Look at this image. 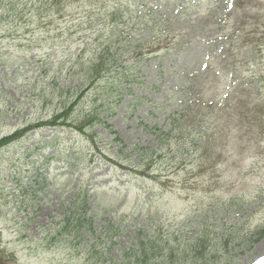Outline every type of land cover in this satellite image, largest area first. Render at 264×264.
<instances>
[{
    "label": "rangeland",
    "instance_id": "374dc122",
    "mask_svg": "<svg viewBox=\"0 0 264 264\" xmlns=\"http://www.w3.org/2000/svg\"><path fill=\"white\" fill-rule=\"evenodd\" d=\"M37 1L26 0L28 8L19 6L12 17L41 1L43 13L49 0ZM224 2L198 0L194 8L193 0H73L74 14L40 33L18 20L0 22V139L58 109L64 93L56 97L51 86L78 82L85 69L79 62L88 60L78 51L88 53L112 34L118 46L141 47L117 51L129 77L102 112L130 164L117 145L97 140L104 159L69 131L39 130L0 150V264H122L121 248L148 239L153 225L154 236L170 240L171 233L178 241L202 229L209 245L198 243L208 246L201 264L264 260V29H241L225 43L213 17L226 20ZM117 5L119 22L108 16ZM229 21L222 23L228 31L235 20ZM62 24L67 32L58 30ZM98 87L104 92L105 83ZM146 148L156 158L150 176L140 177L128 169ZM69 152H79L73 168L62 159ZM76 184V194H89L96 240L87 232L65 239L57 230ZM225 233L231 239L219 241Z\"/></svg>",
    "mask_w": 264,
    "mask_h": 264
},
{
    "label": "trees",
    "instance_id": "16d2710c",
    "mask_svg": "<svg viewBox=\"0 0 264 264\" xmlns=\"http://www.w3.org/2000/svg\"><path fill=\"white\" fill-rule=\"evenodd\" d=\"M40 1V0H38ZM37 1V2H38ZM43 1L38 2V6L31 5L33 12L27 11L26 13L16 14L15 11L19 6H24L28 8V3L26 0H8L5 2H0V12L1 10H7L5 14L0 15V22L9 24L11 22L19 21V25L26 27V30L30 29L33 33H40L47 26L52 25L55 21L62 20L65 22L68 18H70L74 8L72 6L73 0H49L48 10H43L41 12V7H44ZM35 3V1L33 2ZM225 14L226 20L217 18L218 16L213 15V17L218 20L217 24L221 25L220 33L228 35L224 40L225 43L230 42V39L237 35V33L243 29L241 32H249V31H257L264 29V0H225ZM15 4V5H13ZM194 8L198 5V0H193ZM229 5H231V9L228 10ZM228 7V8H227ZM242 7L244 8L243 13H241ZM27 15H29L27 17ZM108 16H110V20L120 21V6H115L111 11L108 10ZM234 19L235 21L232 23V28L228 31L223 27V24L226 22H230L229 20ZM223 23V24H222ZM59 24V23H58ZM225 27L227 25H224ZM117 27V26H116ZM58 30L61 32H67L66 24H62L58 27ZM123 33L127 36L129 34L124 29ZM244 36V35H243ZM119 38V37H118ZM247 38L244 36L241 40L239 39V43L245 44ZM119 40L113 34L100 44H98L95 48H93L90 52L86 53L85 49H82L77 52L76 56L79 59L88 57V62H84L80 60L79 63L81 65H85V69L81 72L83 74H78L77 80L78 82L70 87H57V85L52 84L51 92H54V95L61 99V96L64 93L63 98L58 102V109L46 120L41 122H36L32 124H28L27 126L14 131L11 135L3 137L0 139V150L10 146L13 143H17L23 139L24 136L27 135L28 132L35 131L38 129L48 128L57 130H69L74 136H78L77 138H81L85 141V143L89 146L92 152L95 151L94 154H99L100 157L106 158L109 157L107 154H104L102 150L97 149V140H103L104 143L110 146L113 149L112 145H117V148L120 149V154L122 155L121 159L129 161V156L124 154L125 147H123L120 141L117 138V134L114 131L112 125L108 123L107 117L102 116V112L106 111L107 108L104 107V101L108 98L110 101L108 103V107L111 109L112 104L111 100L114 99L115 93L113 90L117 88L118 91H121L117 86L123 83V81H127L129 74H126V70L122 67L121 62L119 61V57L117 56V51L120 49L123 51L127 48H131L132 51L140 50L141 47L136 45L127 44L126 42L121 43L118 46ZM230 47V44L227 45ZM256 49V46H254ZM86 54L85 56H82ZM142 54V52H140ZM105 83L104 92H98L100 89L98 87L99 83ZM60 92V93H59ZM96 93L94 98L89 101H86V96L90 93ZM98 93H101L98 96ZM242 93V92H241ZM105 97V98H104ZM236 102H234L229 107V116L232 119L233 111L235 110ZM189 108H186L188 111ZM250 112L249 109L246 110L245 114ZM264 121V120H263ZM262 120L257 123V127L259 129L262 128ZM97 130H102L107 133L108 138L105 139L102 134L96 132ZM153 134H155L160 141L165 140L161 132L157 129L150 130ZM186 137V136H185ZM55 142V140H53ZM120 143V144H119ZM52 144V143H51ZM49 145V144H48ZM115 150V149H113ZM117 157V155L115 154ZM156 153L148 148L143 149L140 154V158L137 161L135 168L129 167V172L137 173L134 175L143 177L144 175L150 176L147 174L150 172V166L152 160L155 159ZM77 157V158H76ZM145 157V158H144ZM62 159L70 160L71 164L69 168H73L77 165V162L80 160L79 152L71 153L69 152L67 156H63ZM120 161V160H119ZM138 167H142L143 171L138 172ZM70 190L73 191V181L68 184ZM72 186V187H71ZM78 188V184L75 185L74 194L67 202V208L64 210V216L61 219V225L57 229L60 232V236L66 237L71 236L75 233L76 238L82 239L85 233H89L88 238L97 239L98 235L94 232L91 227L93 222V216L88 212V194L86 188H80V192L78 194L75 191ZM154 194L149 198L148 202L152 201ZM77 225L72 224V222ZM85 223H88L85 225ZM153 224V223H152ZM90 225V226H89ZM108 230L112 229V225L110 224L107 227ZM107 230V231H108ZM155 227L153 225V231L151 235L146 239L138 240L136 247L130 248H121V259L122 264H195L199 259V263L201 264L203 260H207L205 258L206 251L209 245L207 238H204L202 233V229L199 230V234L191 238L190 240L182 239L178 241L174 234H168V237L171 236L170 240L166 238H158L154 236ZM230 234H222L219 238V241L222 239H231ZM87 238V239H88ZM141 239V238H138ZM206 241L205 243H200L201 241ZM154 241V242H153ZM198 244L194 250L191 248V243ZM225 242L224 246L227 245ZM193 253L197 254L196 257L189 259L188 256ZM217 255V254H215ZM221 255L225 256L224 251H221ZM105 256V253L102 254ZM221 256L218 255V258ZM227 259V258H226ZM225 259V261H226Z\"/></svg>",
    "mask_w": 264,
    "mask_h": 264
},
{
    "label": "snow or ice",
    "instance_id": "6c2138e0",
    "mask_svg": "<svg viewBox=\"0 0 264 264\" xmlns=\"http://www.w3.org/2000/svg\"><path fill=\"white\" fill-rule=\"evenodd\" d=\"M231 6V5H229ZM258 264H264V260H261L260 262H258Z\"/></svg>",
    "mask_w": 264,
    "mask_h": 264
}]
</instances>
